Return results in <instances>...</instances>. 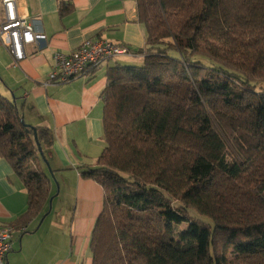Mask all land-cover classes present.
<instances>
[{"label": "trees", "instance_id": "16d2710c", "mask_svg": "<svg viewBox=\"0 0 264 264\" xmlns=\"http://www.w3.org/2000/svg\"><path fill=\"white\" fill-rule=\"evenodd\" d=\"M136 1L143 64L109 69L106 146L78 168L104 190L92 264H264V0ZM53 143L0 93V155L28 192L18 228L49 210Z\"/></svg>", "mask_w": 264, "mask_h": 264}, {"label": "crops", "instance_id": "0c3cea01", "mask_svg": "<svg viewBox=\"0 0 264 264\" xmlns=\"http://www.w3.org/2000/svg\"><path fill=\"white\" fill-rule=\"evenodd\" d=\"M61 2L73 5L65 16L59 11ZM17 12L47 40L27 46L26 57L19 62L0 44V93L16 102L28 124L52 130L54 143L46 150L58 183L52 188V206L62 191L75 206L64 225L42 230L44 218L36 228L34 245L31 238L26 242L24 232L17 233L7 264H92L91 235L103 209L104 190L93 179L83 178L78 168L94 164L106 146L102 92L109 69L124 64L121 58L125 57L140 56L143 62L135 52L146 46V27L136 0H19ZM89 39L126 45L133 55L108 60L89 77L45 86L54 67V52L69 53ZM46 172L52 178L48 166ZM27 209V189L0 155V223L14 224ZM37 221L39 217L26 225L27 232Z\"/></svg>", "mask_w": 264, "mask_h": 264}, {"label": "built area", "instance_id": "2783aa9c", "mask_svg": "<svg viewBox=\"0 0 264 264\" xmlns=\"http://www.w3.org/2000/svg\"><path fill=\"white\" fill-rule=\"evenodd\" d=\"M19 0H0L3 14L0 16V43L10 52L16 62L26 57V47L46 42L47 36L35 30L34 26L17 12ZM133 52L123 44L106 39L86 40L76 50L69 53L55 51L54 67L44 83L62 84L77 78L89 77L95 69L108 60L120 56H132ZM26 226L16 227L11 223H0V264L8 263V255L13 250L15 235L25 233Z\"/></svg>", "mask_w": 264, "mask_h": 264}, {"label": "rangeland", "instance_id": "374dc122", "mask_svg": "<svg viewBox=\"0 0 264 264\" xmlns=\"http://www.w3.org/2000/svg\"><path fill=\"white\" fill-rule=\"evenodd\" d=\"M0 44L2 46H4L2 43H0ZM121 59H125L124 60L125 62H122V63H124L126 65H137V66H140V65L143 64L140 56H135V57H131V58H126L125 57V58H121ZM257 88L260 89V90L261 89H264V84H259L257 86ZM96 161L94 163H96ZM53 183H54L53 186L54 185H58L56 179H55V181ZM59 191H60V188H59ZM57 192H58V188H57ZM177 204L178 203H176V205ZM74 206H75V204L72 201L70 195H67L66 193H63V191H62L60 193V195L56 198L55 202L53 203V206H52L53 208L50 211V213L47 214V212L49 211L48 210L43 216L39 217V221H37L38 224L36 223V224L32 225L31 226V230H29L28 232H25L24 233V235L26 236V238H25L26 239V242H28L29 239L31 238V240L29 241L31 243V245L36 244L32 240L35 239L36 228L38 227V225H41L42 218H46V221L41 226L42 230H45V231H47L48 228H53V226L57 227L59 225H64L72 217V214L74 212ZM191 214L194 215V216H196L195 212H191ZM204 219H208V218H204ZM180 227L181 228H186L187 227V224H182ZM19 234H22V233L20 232ZM39 236L41 238V236H44V234L41 232ZM26 245H29V243H26Z\"/></svg>", "mask_w": 264, "mask_h": 264}, {"label": "water", "instance_id": "95a60500", "mask_svg": "<svg viewBox=\"0 0 264 264\" xmlns=\"http://www.w3.org/2000/svg\"><path fill=\"white\" fill-rule=\"evenodd\" d=\"M34 134H35V138H36V140L38 141V135H37V129H36V128L34 129ZM39 149H40L41 153H42L43 155H45L44 152H43V150H42V147H41L40 145H39ZM45 162H46V165L48 166V169H49V171H50V173H51L52 178L55 180L56 178H55V176H54V173H53V171H52V169H51L50 163H49V161H48V159H47L46 156H45ZM53 199H54V196H52L51 199H50V201H49V211L47 212V214H49L50 211H51V209H52V202H53ZM43 220H44V218H42L41 222H42Z\"/></svg>", "mask_w": 264, "mask_h": 264}]
</instances>
